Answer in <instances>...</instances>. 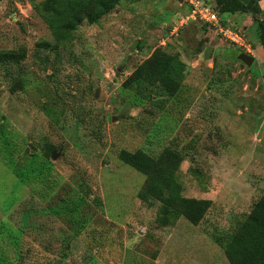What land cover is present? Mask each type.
<instances>
[{
    "label": "rangeland",
    "instance_id": "1",
    "mask_svg": "<svg viewBox=\"0 0 264 264\" xmlns=\"http://www.w3.org/2000/svg\"><path fill=\"white\" fill-rule=\"evenodd\" d=\"M42 1L0 0V52L25 53L18 65L0 66V264H228L214 239L232 235L264 190V51L253 18L227 15L249 42L241 52L207 24L179 25L190 2L214 0H120L56 54L39 47L54 44L36 9ZM259 7L264 18V1ZM157 49L188 66L176 79L178 98L162 109L121 86ZM240 53L253 57L250 67ZM17 73L26 85L11 94ZM45 142L56 147L54 191L21 185L8 168ZM121 150L153 159L179 151L174 177L183 198L211 201L204 219L158 226L160 204L138 199L147 178L118 159ZM66 192L85 197L88 225L77 236L50 211Z\"/></svg>",
    "mask_w": 264,
    "mask_h": 264
},
{
    "label": "trees",
    "instance_id": "2",
    "mask_svg": "<svg viewBox=\"0 0 264 264\" xmlns=\"http://www.w3.org/2000/svg\"><path fill=\"white\" fill-rule=\"evenodd\" d=\"M261 1L264 0H214V7H209L217 15L219 24L233 31L237 29L229 25L227 15H250L253 18V34L264 51V18H260L263 10L259 7ZM119 3L120 0H43L36 9L50 31L54 44L42 42L39 45L40 49L57 54L59 47L73 40L74 33L81 24L89 26L98 24L100 19L111 13ZM240 35L249 45L244 34ZM238 51L244 52L242 49ZM24 57L23 49L0 52V66L8 68L9 65H18ZM187 70L188 66L177 56L157 49L134 68L121 86L136 99L162 109L167 101L178 98L182 84L176 79ZM17 74L9 88L11 94L18 90L24 91L26 85L23 74ZM52 98L54 95L50 94L41 104L51 102ZM42 110L46 115H50L54 123L57 122V112H53L49 107ZM52 112L54 115H51ZM58 118L65 122V115L61 111ZM81 123L80 117H77L73 125L77 127L81 126ZM7 148V143L2 144L1 154L8 155L11 159L12 153ZM55 149L54 145L45 142L37 150L34 149L32 153L21 157L19 165L12 164L11 159L8 168L21 185L38 186L39 190L45 188L54 191L55 186L49 184L52 168L49 157ZM117 157L124 165L147 178L144 189L137 197L148 206L160 204L156 218L158 226L171 227L180 217L194 226L204 219L212 205L211 201L183 198L182 187L174 177L173 165L182 158L179 151L165 150L158 159H153L141 150L134 152L121 150ZM85 206V197L66 192L63 197H56V203L50 211L67 222L72 228L73 235L77 236L88 225V217L82 215ZM214 241L222 249L228 264H264V190L252 203L248 214L234 233L227 239L216 236Z\"/></svg>",
    "mask_w": 264,
    "mask_h": 264
},
{
    "label": "built area",
    "instance_id": "3",
    "mask_svg": "<svg viewBox=\"0 0 264 264\" xmlns=\"http://www.w3.org/2000/svg\"><path fill=\"white\" fill-rule=\"evenodd\" d=\"M191 9L188 15L182 17L179 25L182 26L187 21H198L201 24H207L213 32L223 41L227 42L229 46L242 49L244 52H249V45H247L240 32L233 31L230 28H224L219 24L217 15L210 9L209 6L199 4L197 1L190 2Z\"/></svg>",
    "mask_w": 264,
    "mask_h": 264
},
{
    "label": "water",
    "instance_id": "4",
    "mask_svg": "<svg viewBox=\"0 0 264 264\" xmlns=\"http://www.w3.org/2000/svg\"><path fill=\"white\" fill-rule=\"evenodd\" d=\"M237 60H239L240 62H242L246 67H250L251 64L253 63V60L254 59H253V57H251L248 54L240 53L237 56ZM50 157H51V159H55L54 153H52Z\"/></svg>",
    "mask_w": 264,
    "mask_h": 264
}]
</instances>
